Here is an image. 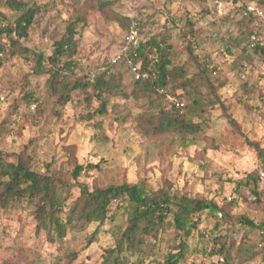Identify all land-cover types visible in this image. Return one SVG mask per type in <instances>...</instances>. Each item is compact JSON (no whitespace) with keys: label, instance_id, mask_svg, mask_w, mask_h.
<instances>
[{"label":"rangeland","instance_id":"1","mask_svg":"<svg viewBox=\"0 0 264 264\" xmlns=\"http://www.w3.org/2000/svg\"><path fill=\"white\" fill-rule=\"evenodd\" d=\"M18 1L41 9L23 45L48 55L66 25L77 17L85 18L76 37L78 69L77 75L71 77L72 83L111 62L127 33L112 18L131 17L128 0L115 2L103 12L91 10L89 0ZM6 2L0 0V13L12 22L18 13L8 9ZM143 5L141 23L151 33L168 38L175 62L186 63L190 75L194 72L187 49L191 42L192 26L188 25L191 21L196 32L192 37L199 42L197 55L209 57L217 66L210 80L227 111L201 86L200 108L194 121H201L202 130L188 146L173 132L158 138L146 137L138 130L135 120L149 109V103L130 96L134 79L126 68L115 71L122 75L124 94L109 99L107 114L96 113L90 119L99 107L96 100L91 108H85V97L79 89L72 92L71 102L62 107L46 94L48 76L34 75L30 64L14 57L0 68V125L3 126L0 152L8 161L15 162L16 156L27 148L34 171L44 173L50 165L53 174L65 181L70 180L72 170L67 149L74 147L78 164L99 165L80 179L90 189L124 183L143 184L154 190L166 188L179 195L216 200L219 204L234 201L232 214L264 221V172L256 152L246 144L248 139L264 149V55L253 56L251 66L240 70L234 66V57L223 53L221 44V39L239 37V24L246 12L235 0H144ZM168 17L176 21L174 27ZM29 95L38 99L39 105L26 100ZM255 171L262 173L257 188L259 196L254 194L255 185L248 177ZM70 195L69 203L79 196V190L72 188ZM115 211L113 207L112 212ZM126 225L127 213L121 208L100 228L92 245L87 246V242L97 224L82 231L70 230L64 241L52 243L43 233L37 234L29 210H0V264L9 260L18 264H54L62 250L80 254L74 264H99L102 251L114 245ZM200 231L227 234L242 243L244 250L235 264H264L260 254L261 236L256 231L234 229L230 223L221 224L206 214L201 217ZM147 242L151 246H144L141 254L129 256L128 264L164 262L176 243L175 232L169 228L159 240L148 238ZM189 243L182 264L209 263V258L201 252L203 244L197 232L191 234ZM254 253L259 256L252 258Z\"/></svg>","mask_w":264,"mask_h":264},{"label":"trees","instance_id":"2","mask_svg":"<svg viewBox=\"0 0 264 264\" xmlns=\"http://www.w3.org/2000/svg\"><path fill=\"white\" fill-rule=\"evenodd\" d=\"M120 1L123 2L89 0L91 10L99 12L110 9L115 2ZM235 1L240 2L246 12L239 24L240 34L239 37H231L229 41L221 39V44L223 53L234 57L235 68L247 70L251 66L253 56L264 55V47L253 40L254 35L264 36V20L254 13L247 12L246 7L253 3L263 9L264 0ZM143 6L140 12L144 9ZM6 7L17 12L18 17L10 22L7 16L0 13V68L10 58H23L31 65L34 75L48 76L46 94L56 99L62 107L71 102L72 92L80 89L85 97V108H91L94 100L99 103L90 119H93L96 113L107 114L109 99L114 95L124 94L122 75L115 71L122 67L128 70L126 60L121 59L117 64L110 62L72 83L71 77L77 75L78 69L76 55L79 41L76 37L79 35V28L84 26L85 18L77 17L69 22L62 36L54 42L52 53L48 55L45 51L32 50L22 43L29 38L41 9L29 7L27 3L18 0H7ZM112 20L125 30H128L131 24L130 17L122 15H114ZM168 20L171 19L168 17ZM171 22L174 27L176 21ZM141 24L145 28L146 38L141 52V71L148 73L149 76L146 79L134 80L130 96L135 100L143 98L149 103V109L136 118V126L143 136L152 138L173 132L181 138L184 146H188L193 137L202 130L201 121L198 123L194 121L200 108L198 98L201 86H205L216 103L221 104L225 112L227 111L215 84L210 80V74L216 72L217 66H214L209 57L201 58L197 55L199 42L197 38L192 37L196 32L191 21L188 23L192 26L191 42L187 46L194 68L191 75L186 63L175 62L168 38L164 34L151 33L146 25ZM154 50L159 56V61L155 64L150 58ZM178 90L183 91L179 98L185 102V107L169 108L168 96H176ZM27 99L39 105V100L33 98V95L27 96ZM227 117L230 122V116ZM2 128L0 125V132ZM246 144L256 152L264 172V149L259 143L248 139ZM27 150L25 148L18 154L15 162L8 161L0 152V210L4 212L17 208L29 210L36 223L35 231L37 234L43 233L47 241L60 243L65 240L70 230L82 231L90 225L97 224L87 242V246H90L96 241L100 228L118 209L123 208L127 213V225L115 238L114 245L102 251L99 264H128L129 256L141 254L144 246H151L147 242L148 238L159 240L169 228L175 232L176 243L166 260L159 264H182L189 251V238L194 232H197L200 243L203 244L201 252L210 260L207 264H235L244 250V245L237 243L232 237L230 239L227 234L216 235L200 231L201 217L206 214L216 218L221 224L230 223L234 229L241 228L259 233L262 246L260 254H263L264 259V221L256 222L245 214H232L230 209L236 206L234 201L219 204L216 200L179 195L166 188L154 190L138 183H124L105 188L95 186L90 189L80 179L87 172L98 169L99 165L78 164L74 157V147L67 149L68 163L72 170L70 180L65 181L53 174L50 165H47L44 173L34 171ZM261 174L255 171L248 175L255 185L254 194L257 196L260 195L257 188ZM72 188L79 190V196L69 203ZM114 200L117 201V206L116 211L112 212L110 206ZM259 200L258 198L257 201ZM59 256L54 264H74L80 254L76 251L62 250ZM257 256L259 253L252 254V258ZM220 258L224 259L223 263H219ZM6 264L18 263L9 260Z\"/></svg>","mask_w":264,"mask_h":264},{"label":"built area","instance_id":"3","mask_svg":"<svg viewBox=\"0 0 264 264\" xmlns=\"http://www.w3.org/2000/svg\"><path fill=\"white\" fill-rule=\"evenodd\" d=\"M144 4V0H128V5L131 11V24L124 37L122 46L117 50L115 55L111 59L112 64H117L121 59L126 60L129 73L133 76L134 80L146 79L149 74L141 71V52L143 51V45L146 42L144 36L145 28L140 22V9ZM246 11L256 14L258 17L264 20V10L259 8L256 4H248ZM253 40L260 43L264 47V36L258 34L253 36ZM152 63L155 64L159 61V56L156 50L150 55ZM163 92V91H161ZM180 93L176 96H168L169 108L183 109L185 102L179 98ZM264 103V101H263ZM117 206V201L114 200L110 206ZM224 259L220 258L219 263H223Z\"/></svg>","mask_w":264,"mask_h":264}]
</instances>
